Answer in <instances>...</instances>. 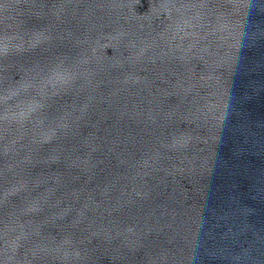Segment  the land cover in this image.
Instances as JSON below:
<instances>
[{"label":"water","instance_id":"water-1","mask_svg":"<svg viewBox=\"0 0 264 264\" xmlns=\"http://www.w3.org/2000/svg\"><path fill=\"white\" fill-rule=\"evenodd\" d=\"M0 264H264V0H0Z\"/></svg>","mask_w":264,"mask_h":264}]
</instances>
